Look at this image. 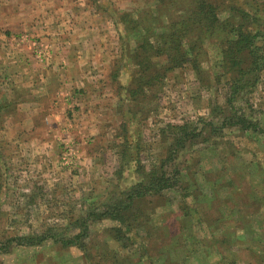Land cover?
Masks as SVG:
<instances>
[{"label": "rangeland", "instance_id": "374dc122", "mask_svg": "<svg viewBox=\"0 0 264 264\" xmlns=\"http://www.w3.org/2000/svg\"><path fill=\"white\" fill-rule=\"evenodd\" d=\"M157 1L0 0V238L39 233L44 224L65 226L136 185L140 165L128 162L120 168L113 149L126 133L134 145L130 155L141 144V159L149 165L167 151L169 141L162 140L168 138L160 132L165 124L211 120L209 105L226 104L228 85L216 80L220 67L212 48L211 61L203 66L207 75V70L213 73L211 83L187 66L170 74L163 88L141 91L129 58L130 48L140 42L127 37L120 18L146 8L156 13ZM33 43L43 47L34 49ZM42 49L45 57L38 59ZM97 55L113 61L104 66ZM79 56L93 78L80 98L85 103L56 102L52 108L44 97L47 76L68 70L64 62ZM234 106L241 117L252 107L264 132V73L254 92ZM138 108V119L129 123ZM259 134L226 128L220 138L183 153L177 167L191 174V199L186 205L181 193L169 191L163 199L146 201V227L133 232L141 238L136 252L120 249L108 231L119 225L106 220L91 228L87 254L94 259L50 246L16 249L0 255V264H230L235 254L239 264H262L256 253L264 249V238L255 240L240 228L264 235V219L250 214L264 198V135ZM253 242L260 248L249 262Z\"/></svg>", "mask_w": 264, "mask_h": 264}, {"label": "trees", "instance_id": "16d2710c", "mask_svg": "<svg viewBox=\"0 0 264 264\" xmlns=\"http://www.w3.org/2000/svg\"><path fill=\"white\" fill-rule=\"evenodd\" d=\"M155 6L156 13L146 8L125 12L119 17L127 37L140 42L134 50L130 48L129 58L135 62V71L138 72L135 82L141 91L146 94L159 86L163 88L170 74L187 66L203 83H211L213 73L210 75L207 70V75L203 66L211 61L212 48L221 54L216 53V67H220V73L214 75L218 77L216 80H225L228 85L226 104L220 105L219 100H216L209 105L213 116L211 120L200 117L198 122L165 124L160 132L162 137L168 138L162 140L169 141L167 151L149 162V165H144L141 159V144L135 146L137 154L130 155L134 145L130 146V136L126 133L124 142L120 145L115 143L113 149H117L116 153L122 162L120 168L127 167L128 162L140 165L137 169L140 180L136 185L113 194L108 202L93 206L86 215L71 220L65 226L44 224L39 233H19L0 238V255L11 254L16 249L36 251L58 246L63 250H80L91 260L94 257L87 254L92 240L91 228L106 220L119 225L108 230L111 238L119 243V248L125 252L128 249L136 252L141 238L133 232L146 227L148 218L145 219L143 215L147 212L143 207L146 201L163 199L169 191L181 193L186 205L189 203L187 199H191V174L186 173L184 167H177L183 153L220 138L226 128L250 132V135L255 136L259 133L264 135L253 117L252 107L249 116L243 114L241 117L234 106L236 101H243L254 92L264 73V0H158ZM114 78L117 79L116 76ZM140 112L139 108L132 111L129 123L137 120ZM127 121L124 122V128L128 125ZM250 152V149L247 150V153ZM186 170L189 171L188 168ZM253 207L251 216L258 217V220L264 219V198L250 209ZM186 214L189 215L184 212ZM240 228L255 240L264 238L260 230L246 226ZM261 230L264 232V223ZM237 241L242 243L241 240ZM254 243L250 246L249 262L253 260L252 254L256 253L254 250L259 251L260 248V242L256 246H253ZM260 250L256 256L259 255L260 262L264 264V249ZM104 258H100V261ZM230 264H239L237 254L234 259H230Z\"/></svg>", "mask_w": 264, "mask_h": 264}, {"label": "crops", "instance_id": "0c3cea01", "mask_svg": "<svg viewBox=\"0 0 264 264\" xmlns=\"http://www.w3.org/2000/svg\"><path fill=\"white\" fill-rule=\"evenodd\" d=\"M77 25L80 24H78V22H75L74 26ZM86 43H82V44H86ZM78 46L79 45H77V47ZM82 47L85 51L89 49L88 47L85 46ZM94 50L95 51L93 52V54L94 53L97 54L96 52L99 51V49L96 46ZM80 57L81 56L77 57L76 59L72 58L71 60H66L64 62L68 65L67 66L68 70L62 69L63 71L60 70L58 72V75L52 73L47 76L46 78L47 85L44 88V95H45L44 97L50 98L52 102L51 103L52 108L55 107L56 102L69 107H71L72 104L77 105V103H81L83 101L82 99H80L81 96L87 95L86 90H84L85 84H87V82H90L93 78L91 77L90 66L85 68L86 63L84 62V60L83 61L77 60L78 58L81 59ZM94 59L99 60V62H102L104 66L107 62L109 63L113 61V58L109 61V59L105 57L99 58V55L94 57ZM89 62L90 61H88L87 64H89ZM52 83H56L54 90L51 89ZM85 101L83 102L85 103Z\"/></svg>", "mask_w": 264, "mask_h": 264}, {"label": "built area", "instance_id": "2783aa9c", "mask_svg": "<svg viewBox=\"0 0 264 264\" xmlns=\"http://www.w3.org/2000/svg\"><path fill=\"white\" fill-rule=\"evenodd\" d=\"M32 47L34 49H37L38 50V49L42 48L43 46L41 44L39 45L37 43H33L32 44ZM44 52H45V50L42 49V51L38 53V59H43L45 57Z\"/></svg>", "mask_w": 264, "mask_h": 264}]
</instances>
